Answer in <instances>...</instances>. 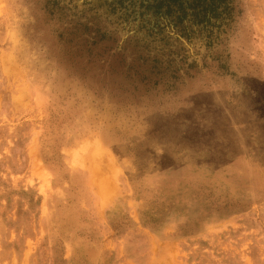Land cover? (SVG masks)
Returning a JSON list of instances; mask_svg holds the SVG:
<instances>
[{
  "label": "rangeland",
  "instance_id": "obj_1",
  "mask_svg": "<svg viewBox=\"0 0 264 264\" xmlns=\"http://www.w3.org/2000/svg\"><path fill=\"white\" fill-rule=\"evenodd\" d=\"M0 0V264H264V0Z\"/></svg>",
  "mask_w": 264,
  "mask_h": 264
},
{
  "label": "trees",
  "instance_id": "obj_2",
  "mask_svg": "<svg viewBox=\"0 0 264 264\" xmlns=\"http://www.w3.org/2000/svg\"><path fill=\"white\" fill-rule=\"evenodd\" d=\"M211 7L213 8V12L217 11L219 8H222L221 5H223L225 0H209ZM228 8H222V11L220 13H217L218 17L223 15L225 11H227Z\"/></svg>",
  "mask_w": 264,
  "mask_h": 264
}]
</instances>
